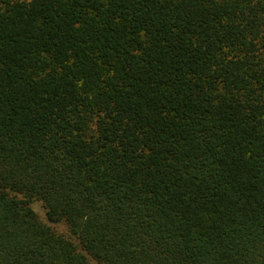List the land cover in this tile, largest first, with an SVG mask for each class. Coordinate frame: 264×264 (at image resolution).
Wrapping results in <instances>:
<instances>
[{
	"label": "trees",
	"instance_id": "obj_1",
	"mask_svg": "<svg viewBox=\"0 0 264 264\" xmlns=\"http://www.w3.org/2000/svg\"><path fill=\"white\" fill-rule=\"evenodd\" d=\"M0 264H264V0H0Z\"/></svg>",
	"mask_w": 264,
	"mask_h": 264
},
{
	"label": "rangeland",
	"instance_id": "obj_2",
	"mask_svg": "<svg viewBox=\"0 0 264 264\" xmlns=\"http://www.w3.org/2000/svg\"><path fill=\"white\" fill-rule=\"evenodd\" d=\"M33 210L37 213V215L39 216V218L46 222V218H45V211L43 210L41 204L37 201L32 202L31 204ZM52 226L60 233L63 234H67V229L65 227L64 224L62 223H57V224H52Z\"/></svg>",
	"mask_w": 264,
	"mask_h": 264
}]
</instances>
